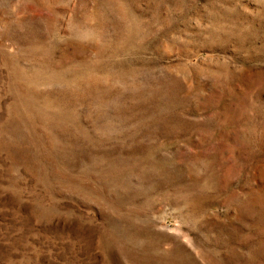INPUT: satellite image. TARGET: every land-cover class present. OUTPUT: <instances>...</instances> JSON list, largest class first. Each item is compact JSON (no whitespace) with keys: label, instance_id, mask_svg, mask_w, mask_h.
<instances>
[{"label":"rangeland","instance_id":"374dc122","mask_svg":"<svg viewBox=\"0 0 264 264\" xmlns=\"http://www.w3.org/2000/svg\"><path fill=\"white\" fill-rule=\"evenodd\" d=\"M0 264H264V0H0Z\"/></svg>","mask_w":264,"mask_h":264}]
</instances>
